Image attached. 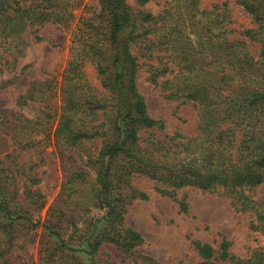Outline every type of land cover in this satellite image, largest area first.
Listing matches in <instances>:
<instances>
[{
	"label": "trees",
	"instance_id": "1",
	"mask_svg": "<svg viewBox=\"0 0 264 264\" xmlns=\"http://www.w3.org/2000/svg\"><path fill=\"white\" fill-rule=\"evenodd\" d=\"M43 2L47 5L17 6L14 16L2 15L6 38L18 39L27 26L43 23L66 28L72 18L71 10L80 4L76 0ZM147 2L139 0L141 5ZM183 2L187 5L181 12ZM197 4V0H170L167 9L154 16L142 11L134 15L126 0H99L100 10L81 19L78 31L83 47L82 64L96 65L103 86L114 97L107 103L89 94L82 64L71 63L63 75L64 108L57 120L55 138L61 136V141L73 147L101 137L104 140L99 153L87 160L95 170L94 184H89L87 174L78 171L63 188V193H73L76 186L87 185L92 192V206L105 212L107 228L96 237L91 253L107 241L130 257L144 243L138 232L125 226L123 217L128 199L146 198L131 187L135 175L155 181L159 185L157 191L164 196L173 197L176 190L183 188L219 193L237 209L250 211L264 236V202L251 199L249 194L250 189L264 183V0L242 2L258 26L255 31H244L242 37L259 41L258 58L249 53L246 41L230 40L227 30L230 16L226 8L200 10ZM186 21L187 31L183 29ZM140 40L145 44L139 50L145 53L147 61L141 65L129 52L130 45ZM164 51L170 53L166 62L150 64ZM169 62L176 68L174 74ZM142 65H147L153 85L171 75L160 85L167 100L190 101L196 106L199 116L196 136L176 133L160 138L152 132L156 127L161 132L163 123L149 117L144 98L137 91L135 75ZM99 115L103 121L96 123ZM237 127L245 129L239 140ZM5 207L1 200L0 212L8 215ZM180 207L183 211L187 209L184 204ZM99 220L95 219L89 227ZM48 223V231L60 242L50 258L58 253L59 259L68 258L59 222ZM0 227L9 230L12 225ZM86 235L83 232L80 238ZM229 245L224 240L216 252L208 244H198L203 257L200 264H216L210 260L215 253L220 262L264 264V250L253 259L240 261L229 256Z\"/></svg>",
	"mask_w": 264,
	"mask_h": 264
},
{
	"label": "rangeland",
	"instance_id": "2",
	"mask_svg": "<svg viewBox=\"0 0 264 264\" xmlns=\"http://www.w3.org/2000/svg\"><path fill=\"white\" fill-rule=\"evenodd\" d=\"M76 1L80 2L79 7L71 10L72 18L66 28L52 23L27 26L16 39L6 38L2 32V15L14 16L17 6L28 8L47 3L43 0H0V201L5 202L8 213L0 212V224L12 225L9 230L0 227V264L7 261L9 264H200L203 257L198 244H208L218 252L224 240L230 244L228 254L231 258L253 259L256 253L264 250V236L250 211L237 209L219 193L191 188L176 190L173 197L164 196L157 191L159 185L143 175H135L130 184L146 198L128 199L123 217L125 226L138 232L144 243L130 257H125L107 241H103L95 252H90L96 237L107 228L103 219L105 212L92 206V192L87 185L76 186L73 193H63V188L78 171L87 174L89 184H94L95 170L87 160L90 155L99 153L104 140L101 137L93 143L73 147L61 141V136L58 140L55 138L57 120L64 108L63 75L71 63L80 66L83 62L78 31L81 19L100 10L99 0ZM243 1L197 0V6L200 10L226 8L230 16L227 26L230 40L246 41L249 53L258 58L259 41L242 37L244 31H255L258 27L242 6ZM169 2L148 0L141 5L139 0H126L134 15L142 11L154 16L165 11ZM186 5L183 2L181 12L185 11ZM187 23L183 27L186 31ZM144 44L140 40L129 47L140 65L147 62L143 57L145 53L139 50ZM169 55L160 52L159 59L150 64L164 63ZM168 67L173 74L176 72L170 62ZM81 71L89 94L107 103L113 100L114 96L103 86L94 63L85 62ZM170 78L171 75H167L158 80V85H153L147 65H142L136 72V88L144 98L149 117L163 123L161 132L156 130L157 127L152 132L160 138L176 133L194 137L199 126L197 108L190 101L166 99L160 85ZM102 121L103 118L97 116L96 123ZM238 128L239 140L245 129ZM125 194H128V188H125ZM249 194L251 199L264 202V183L250 189ZM181 204L186 206V211L181 209ZM19 216L22 218L17 219ZM95 219L100 220L90 228ZM51 221L59 222L58 228L67 243L68 258L59 259L58 252L50 258L60 244L47 229ZM83 232L87 235L80 238ZM210 260L216 264L236 262H220L217 253Z\"/></svg>",
	"mask_w": 264,
	"mask_h": 264
}]
</instances>
